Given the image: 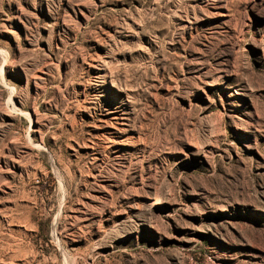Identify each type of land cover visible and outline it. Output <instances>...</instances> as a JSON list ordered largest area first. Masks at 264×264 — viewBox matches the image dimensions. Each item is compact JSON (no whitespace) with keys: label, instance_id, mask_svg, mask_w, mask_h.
Segmentation results:
<instances>
[{"label":"rangeland","instance_id":"obj_1","mask_svg":"<svg viewBox=\"0 0 264 264\" xmlns=\"http://www.w3.org/2000/svg\"><path fill=\"white\" fill-rule=\"evenodd\" d=\"M0 264H264V0H0Z\"/></svg>","mask_w":264,"mask_h":264},{"label":"bare ground","instance_id":"obj_2","mask_svg":"<svg viewBox=\"0 0 264 264\" xmlns=\"http://www.w3.org/2000/svg\"><path fill=\"white\" fill-rule=\"evenodd\" d=\"M115 111H117V115L113 116V119H116L117 122L126 121L128 119V112L126 110V107L123 106V103L117 105L116 108H115ZM112 124H110V125H112ZM112 127H114V126H112Z\"/></svg>","mask_w":264,"mask_h":264}]
</instances>
